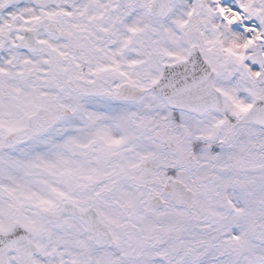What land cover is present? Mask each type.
Masks as SVG:
<instances>
[{
	"label": "snow or ice",
	"instance_id": "obj_1",
	"mask_svg": "<svg viewBox=\"0 0 264 264\" xmlns=\"http://www.w3.org/2000/svg\"><path fill=\"white\" fill-rule=\"evenodd\" d=\"M0 264H264V0H0Z\"/></svg>",
	"mask_w": 264,
	"mask_h": 264
}]
</instances>
